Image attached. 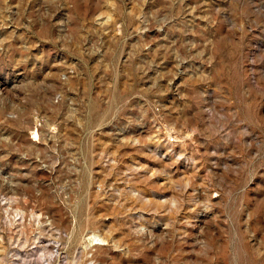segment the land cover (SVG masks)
I'll use <instances>...</instances> for the list:
<instances>
[{
    "label": "rangeland",
    "instance_id": "rangeland-1",
    "mask_svg": "<svg viewBox=\"0 0 264 264\" xmlns=\"http://www.w3.org/2000/svg\"><path fill=\"white\" fill-rule=\"evenodd\" d=\"M0 264H264V0H0Z\"/></svg>",
    "mask_w": 264,
    "mask_h": 264
},
{
    "label": "bare ground",
    "instance_id": "bare-ground-1",
    "mask_svg": "<svg viewBox=\"0 0 264 264\" xmlns=\"http://www.w3.org/2000/svg\"><path fill=\"white\" fill-rule=\"evenodd\" d=\"M91 238V237H90ZM93 240H94V238L93 239H91V242H93ZM94 245H100L101 243H97V242H95V243H93Z\"/></svg>",
    "mask_w": 264,
    "mask_h": 264
},
{
    "label": "built area",
    "instance_id": "built-area-1",
    "mask_svg": "<svg viewBox=\"0 0 264 264\" xmlns=\"http://www.w3.org/2000/svg\"><path fill=\"white\" fill-rule=\"evenodd\" d=\"M169 141H174V138L172 137V136H170V138H169Z\"/></svg>",
    "mask_w": 264,
    "mask_h": 264
}]
</instances>
